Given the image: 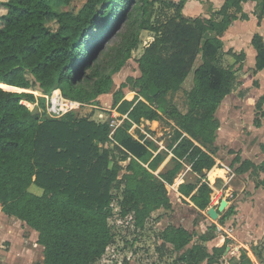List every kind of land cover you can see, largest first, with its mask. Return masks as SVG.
I'll return each instance as SVG.
<instances>
[{
	"label": "trees",
	"instance_id": "obj_1",
	"mask_svg": "<svg viewBox=\"0 0 264 264\" xmlns=\"http://www.w3.org/2000/svg\"><path fill=\"white\" fill-rule=\"evenodd\" d=\"M70 1L0 2V205L6 215L38 232L44 264H96L115 242L114 200L121 197L122 215L144 228L153 212L172 207L169 186L187 159L200 177L196 185L181 184L179 191L200 210L208 208L213 192L208 173L219 167L217 112L247 58L245 52H226L221 35L236 20L249 18L243 10L248 1L256 2L258 25L264 18V0H226L210 18L184 16L188 0H86L77 13L59 10ZM145 30L154 40L137 57L141 76L130 79L139 95L124 99L122 86L114 94L113 106L127 116L117 128L71 112L51 118L24 104L37 101L32 92L37 89L95 102L140 49ZM251 43L257 52L255 71L264 70V37L256 33ZM230 53L237 63L225 65ZM192 71L187 110L170 106L165 111L178 127L168 150L153 140L133 139L134 125L164 119L157 108L160 99L182 90ZM8 85L25 91H9L16 89ZM56 100L61 105L59 93ZM263 107L264 96L257 102L262 117ZM254 123L261 127V118ZM168 158L169 169L156 174ZM234 163L239 175L264 172V161L237 156ZM32 185L43 194L31 192ZM217 229L213 225L198 236L168 226L157 251L164 256L171 245L179 253L175 264L219 263L230 240L224 236L210 252L206 243L218 236ZM236 256L232 264H254L245 249Z\"/></svg>",
	"mask_w": 264,
	"mask_h": 264
},
{
	"label": "rangeland",
	"instance_id": "obj_2",
	"mask_svg": "<svg viewBox=\"0 0 264 264\" xmlns=\"http://www.w3.org/2000/svg\"><path fill=\"white\" fill-rule=\"evenodd\" d=\"M3 1L7 0H0V2ZM201 1L202 3L207 2ZM85 3L86 0H71L69 5L59 7V10L77 13ZM2 12L0 6V14ZM254 32L264 33V26L260 29L255 19L247 21L238 28L237 38L230 32L225 37L227 45L224 46V50L226 52L233 50L239 54L241 51L238 48H241L248 53V58L247 65L245 60L231 93L226 96L217 114L221 127L216 141L219 148L214 157L219 167L222 168H215L208 174V182L213 190L208 208L200 210L190 198L179 191L181 184L196 185L200 177L192 172L190 161L187 159L184 161V168L169 186L172 207L170 209L161 208L153 212L144 228L135 227L131 215H122L119 203L121 197L114 200V215L110 219V224L115 234V242L109 246L103 258L96 264H175L174 260L179 253L174 252L171 245L168 254L164 256L157 251L161 232L168 226L185 227L199 236L207 232L211 226L216 225L220 236L215 241L220 242L223 236H232L228 235V231L231 232L238 224L236 221L238 207L249 196L256 193L254 186L257 179V176L250 172L237 174L236 168L239 164L234 163V160L240 156L243 160L249 158L260 163L264 157L261 149V145L264 144V117L261 116L262 111L257 108V102L264 94V74L258 78L254 69L250 68L255 65L256 50L251 44V36ZM117 37L112 39L111 44L118 41ZM235 39L236 45L231 43ZM141 40L140 49L134 53V57L114 74L110 91L99 96L95 102L73 101L65 98L58 89L52 90L49 94H43L40 89H37L32 91L37 101L35 103L24 101V104L40 114L46 111L47 116L51 118H61L71 112L76 118H88L98 123L109 124L114 129L117 128L123 124L127 116L120 114L113 106L114 94L122 86L124 99L131 100L139 95V89L130 79L136 80L141 76L137 57L141 54V49L154 40L153 34L145 30L141 34ZM236 61L232 53L224 57L225 65L236 64ZM200 63L201 61H198L196 67ZM193 77L194 72L192 71L182 90L160 99L157 108L164 117L163 120L155 122L143 120L141 124L132 127L129 133L133 139L153 140L161 148L160 150H168L167 147L173 141L178 127L173 121L166 119L165 111L170 106H176L181 111L187 110V91L194 85ZM57 93L60 94L61 105L60 101L56 100ZM41 97L45 100V107L42 106ZM257 117L261 118V127H257L254 123ZM169 161L170 158L160 166L156 174L166 172L169 169ZM262 176L264 175L260 177L264 178ZM30 191L37 195L43 194V189L36 185H32ZM223 201H226L227 205L220 211ZM212 207L219 212L217 219H213L208 213ZM1 208L0 205V264H44V248L37 241L38 232L26 222L6 215Z\"/></svg>",
	"mask_w": 264,
	"mask_h": 264
},
{
	"label": "crops",
	"instance_id": "obj_3",
	"mask_svg": "<svg viewBox=\"0 0 264 264\" xmlns=\"http://www.w3.org/2000/svg\"><path fill=\"white\" fill-rule=\"evenodd\" d=\"M174 1H179V0H174ZM205 1L207 2L202 3L201 0H188L183 9L184 16L186 17L189 16L192 18H196V17L210 18L214 12H216L222 7V5L225 3L226 0H205ZM255 9H256V2L248 1L246 3H243V10L248 15L249 18L247 20H243V19L236 20L226 31H224V33L221 35V39L224 42V46L227 45L225 42V37H227L229 32L233 33L234 36H236L237 38L238 28L240 26H243L247 21L249 22L255 19L256 24L258 25V18L255 15ZM263 26H264V18L261 21V24L258 25V27L261 29ZM256 33H259V32H256ZM256 33L254 32V34L251 36V41H252L253 36ZM259 34H261L264 37L263 32ZM231 43H234V45H236L237 43L236 39L234 40V42H231ZM238 49L241 52H245L244 50H241V48H238ZM245 54H246V57L248 58V53L245 52ZM254 56H255V65L253 67H250V66L249 67L251 69H254V72L256 73V77L259 78L260 76H262V74H264L263 73L264 70L255 71L257 52H255ZM247 58L245 59L246 65H247ZM262 96H264V94H262ZM225 99L223 100V102L225 101ZM220 127H221V123H220ZM263 156H264V151H263ZM246 159H249V158H246ZM263 161H264V157L262 158V162ZM262 162L260 163L255 162V163L261 164ZM216 168H222V167H216ZM261 175H264V172L260 173L259 176H257L256 184L254 186L255 188L254 191H256V193L249 196L246 199V201H243L242 204L238 207V212L236 215L237 217L236 221L238 222V224L236 228L232 229L231 232L228 231V235H232L229 237L226 236L227 238H229L230 243L227 247V250L223 258L220 260L219 263H216V264H232L230 260L233 257H237L236 254L241 249H245L248 252V256L250 257V259L253 261L254 264H264V183H263L264 178H261L260 177ZM217 230L219 233V229ZM218 236H220V233L218 234ZM218 236L216 238H218ZM215 239L206 243L210 252H212L213 247H215L219 243V241L217 242L215 241ZM256 253L257 254L259 253L263 258L262 259L258 258ZM204 264H207V263H204Z\"/></svg>",
	"mask_w": 264,
	"mask_h": 264
},
{
	"label": "water",
	"instance_id": "obj_4",
	"mask_svg": "<svg viewBox=\"0 0 264 264\" xmlns=\"http://www.w3.org/2000/svg\"><path fill=\"white\" fill-rule=\"evenodd\" d=\"M8 87H11V88H14V89H20V88H16V87H13V86H9L8 85ZM4 89V88H3ZM7 90V89H6ZM9 90V91H14V92H24L25 90ZM227 205V202L226 201H223L222 203H221V206H220V211L221 210H223L224 208H225V206ZM208 213L210 214V216L213 218V219H217L218 217H219V212H218V210L217 209H215V208H210L209 210H208Z\"/></svg>",
	"mask_w": 264,
	"mask_h": 264
}]
</instances>
